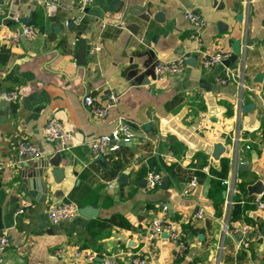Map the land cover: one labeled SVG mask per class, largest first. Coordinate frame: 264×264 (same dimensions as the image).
Returning a JSON list of instances; mask_svg holds the SVG:
<instances>
[{
    "label": "crops",
    "instance_id": "1",
    "mask_svg": "<svg viewBox=\"0 0 264 264\" xmlns=\"http://www.w3.org/2000/svg\"><path fill=\"white\" fill-rule=\"evenodd\" d=\"M53 1L57 6L48 17L36 1L39 8L31 10L29 23L39 32L26 37L27 43L20 40L21 34L17 41H9V34L25 24L19 16L28 9L15 10L12 16L7 14L8 7L6 14L0 12V91L17 93L12 102L0 97L8 106L7 113L0 108V234L4 232L8 240L0 264H102L98 255L92 260L73 256L74 249L119 252V264L135 251L144 255L146 264H214L224 188L207 194L208 168L219 167L218 159L227 155L229 137L236 131L244 138L240 143L248 144L240 151V159L249 163L248 168L237 169L236 194L245 199L256 194H247L246 185L257 179L264 194V0H92L84 8L80 0ZM128 6L138 14L122 18ZM186 9L205 20L198 29L201 51L231 53L229 38L234 37L241 52L228 65L201 67L199 51L193 65L152 81L151 66L156 60L194 54V27L184 15ZM218 21L224 24L221 31ZM128 22L137 26L126 28ZM74 37L78 41L72 44ZM81 39L84 63H77ZM94 42L99 49L89 54L87 48ZM237 68L244 70V87L218 80ZM110 90L118 97L107 115L103 120L90 119L81 96L90 93L103 102ZM248 102L252 108L242 111L241 105ZM49 117L71 133L68 147L44 137L42 129ZM118 118L146 137L134 136L129 144L109 149L102 160H96L90 139L108 134ZM17 138L36 144L43 155L18 156ZM215 142L223 146L217 159L211 156ZM175 143L177 151L172 149ZM55 151L62 170L56 179L51 173L54 166L46 161ZM153 160L168 175L166 187L145 186L143 171ZM160 163L174 164L173 171L165 172ZM193 165L205 175L196 176ZM40 169L45 186L41 196ZM121 171L126 178L118 182ZM139 171L143 174L137 178ZM193 175L196 184L181 194ZM62 199L92 205L97 213L90 217L77 213L51 223L46 204ZM159 199L168 204L166 218L178 222L185 242L182 256L174 254V243L163 231L141 246L143 224L151 213L160 214ZM244 204L245 214L259 226L262 238L235 249L236 230L226 237L219 264H259L264 254V210ZM197 205L205 211L201 218L190 216ZM18 208L22 210L15 212ZM240 220L245 217L231 218L234 225ZM61 246L65 251L56 256L53 250Z\"/></svg>",
    "mask_w": 264,
    "mask_h": 264
},
{
    "label": "built area",
    "instance_id": "2",
    "mask_svg": "<svg viewBox=\"0 0 264 264\" xmlns=\"http://www.w3.org/2000/svg\"><path fill=\"white\" fill-rule=\"evenodd\" d=\"M12 0H2L0 3V12L4 15L5 10ZM43 7L45 16H50L52 12L56 9V2L53 0H36ZM92 0H80V7H86ZM185 17L194 27V32L191 34L192 38L195 39L196 45L192 49V53L200 50L201 40L198 34V29L200 26L205 24V20L197 13L186 9L184 12ZM77 20L80 18L77 17ZM103 26V23H100ZM38 29L30 24L25 23L21 26L19 31H13L9 34V41H17L18 36L23 34L27 38H33L38 34ZM78 41L77 37H74L71 41L75 44ZM99 49V43L94 42L90 44L87 48V52L92 54ZM229 51L216 50L210 53L201 51V57L199 59V64L201 67H209L215 63H219L222 59L229 56ZM190 54H178L173 58L166 60H156L152 64V81H157L162 79L167 73H175L181 71L187 64L185 63V58ZM219 81H234L237 85L242 88L244 84V70L243 68H237L235 71L228 70L224 75L217 77ZM0 97L5 101L12 102L17 98V93L14 89L7 91H0ZM118 93L110 90L107 93L106 100L100 102L95 96L90 93H84L81 96V102L85 107L89 118L96 120H103L107 115L108 108L116 101ZM240 105V99H239ZM240 109V107H238ZM43 135L46 139L59 140L61 143L70 144L71 133L67 130L60 121L54 117H49L45 124L43 125ZM110 136L114 140L122 139L124 141H129L132 137L136 136L138 139L142 140L146 137L145 133L141 130H136L131 125L123 119H116L113 123L111 130L108 134H101L93 137L89 141V146L91 152L94 156L98 154H105L109 149L115 148L117 145L115 142L109 144ZM244 138L241 133L236 131L234 134L230 135L228 141L229 151L226 155L228 162L227 173L224 177L220 179V183L224 188V197L222 202V217L220 219V233L221 238L218 244V252L214 260V264L220 263V253L225 247L226 237H232L234 232L239 231L238 238L234 241V248L241 249L245 248L247 243L251 240H259L262 238V231L259 226L255 223H249L245 220H240L237 225L231 222L230 210L235 202V194L237 193L235 184L237 182V163L241 161L239 153L245 147H248L246 143H240ZM243 146V147H242ZM14 150L18 156H26L29 158H37L43 155L41 149L31 141L25 138H17L14 141ZM163 176L162 170L156 166L146 168L145 171V186L149 189L160 186L161 179ZM115 182V179H113ZM113 182H108V186H112ZM196 184V177L193 175L189 181L188 186L181 189V194H187L190 187ZM264 194L262 192L252 194L248 198H242L240 196L239 202L241 204L251 203L255 208L264 210ZM77 203L72 199H62L56 201H50L46 204V215L51 223H56L61 220H66L77 214ZM160 211L158 213H151L148 220L143 224V230L141 234V246H144L153 237L158 235L160 232L165 231L167 237L174 243V254L176 256H182L184 253L185 242L179 235L178 222L176 220H169L166 218V212L168 210V204L164 199H159L156 204V210ZM22 209L18 208L15 212H20ZM193 218H201L205 215L204 209L197 205L193 211L190 213ZM7 236L3 232L0 234V263L2 261L3 251L7 245ZM65 251L64 248L57 247L53 250L56 256H60L62 252ZM119 252H109V253H98L96 251H88L82 249H74L72 252L73 256H82L84 259L92 260L95 256H99L102 264H119ZM124 264H146V259L144 255L140 252L135 251L131 253ZM259 264H264V254L261 258Z\"/></svg>",
    "mask_w": 264,
    "mask_h": 264
},
{
    "label": "water",
    "instance_id": "3",
    "mask_svg": "<svg viewBox=\"0 0 264 264\" xmlns=\"http://www.w3.org/2000/svg\"><path fill=\"white\" fill-rule=\"evenodd\" d=\"M114 3L117 1V0H113ZM2 2V0H0V3ZM37 9L39 8L37 6V2L36 1H29V0H12L9 5H8V15L9 16H12L15 12V10H24L25 9H28L27 13H23V14H20L19 16V20L21 22H24V23H29L30 20H31V10L36 8ZM137 8V7H136ZM143 11V10H141ZM138 14L137 12L135 11H132L131 8L128 6V7H125L123 10H122V13H121V17L122 18H125L127 14ZM159 15V13H158ZM241 14H238L236 15V20H239ZM56 26V25H54ZM137 26L136 23L134 22H128L126 24V28H132V27H135ZM224 24L221 23L220 21H218V28L219 30H223L221 28H224L223 27ZM20 40L23 42V43H27L28 42V39L23 35L21 34L20 35ZM229 41H230V50H231V53L229 54V56L227 58H224L222 59V63L224 65H228L230 62H232L241 52V46H240V42L238 39L234 38V37H230L229 38ZM84 45H85V42L83 39H81L79 41V45H78V49H77V63H84V59H83V55H84ZM195 60H196V55L195 54H192V55H189L185 58V63L188 64V65H193L195 63ZM260 75L261 73L258 72L255 74V78L254 80L256 81H259L260 80ZM3 108L2 111H4V113H7L8 111V106L7 104H5V101L3 99H0V108ZM250 108H252V103L248 102V103H244L241 105V110L242 111H247L249 110ZM145 126H147V123L145 124ZM109 141L111 142L110 144H112L113 142L116 143L117 146L119 145H125V144H129L130 141H124L122 139H118V140H114L111 136L109 138ZM222 144L220 142H215L213 143L212 145V149H211V156L214 158V159H217L219 157V153L222 152ZM58 158H59V152L58 151H55L52 155L48 156V158L46 159L47 161V164H50L52 166H54L52 169H51V173L53 174L54 176V179H56L57 175L61 173V168L60 167H57V164H58ZM95 159L96 160H102L103 159V154H98L95 156ZM249 167V163L248 162H243V161H240L237 163V169L238 170H243V169H246ZM43 170L40 169V171L38 170V184H39V187L41 189V192H39V196L43 195L45 193V186H44V183H43V180L41 178V174H42ZM125 178H126V172L125 171H121L118 173L117 175V181L118 182H123L125 181ZM167 180H168V175H163L162 176V179H161V184L160 186L161 187H166L167 185ZM26 180H22V182H25ZM140 182H143L141 181L140 179ZM24 188V187H23ZM246 189H247V194H250V193H259L262 189V183L261 181H259L258 179L255 180L254 182L252 183H249L246 185ZM28 193H30V191H28ZM223 193V191H222ZM97 207H94L92 205H89V204H84V205H80L78 206L77 208V213L81 216H84V217H90V216H94L96 213H97ZM169 212V208L167 210ZM0 227H2L1 225V222H0ZM163 234H166L165 231L162 232ZM237 236H239V232L237 231L236 233ZM100 259V257H99Z\"/></svg>",
    "mask_w": 264,
    "mask_h": 264
},
{
    "label": "trees",
    "instance_id": "4",
    "mask_svg": "<svg viewBox=\"0 0 264 264\" xmlns=\"http://www.w3.org/2000/svg\"><path fill=\"white\" fill-rule=\"evenodd\" d=\"M121 146V145H119ZM173 150L174 151H177L178 150V147H179V144L178 143H175L173 146H172ZM218 162H219V167L218 168H215L213 167L212 165H209V168H208V172L210 174V177H209V181H208V188H207V194L209 195H212L213 194V191L214 190H220L223 185L220 183V179L222 177H224L227 173V169H228V162H227V157L225 156H221L219 159H218ZM201 164H204L205 163V160L203 159L201 162ZM156 163H154V160L153 162L151 161L149 164H148V167H151L152 165H155ZM160 166L162 167V169L167 172V173H171L173 171V166L174 164H169V165H166L164 163H160ZM194 166V169H193V173L198 176V177H203L205 174L204 172L201 170L200 167L196 166V165H193ZM145 170L144 169V174H145ZM143 172L139 171L138 172V175H137V178L140 177ZM241 190L244 192V188L242 187ZM239 198H240V195L239 194H236L235 195V202L233 203L232 207H231V210H230V216L231 218H239L241 217V215H243L245 217V220L249 223H253V221H251L247 215L245 214V204H241L239 202Z\"/></svg>",
    "mask_w": 264,
    "mask_h": 264
}]
</instances>
